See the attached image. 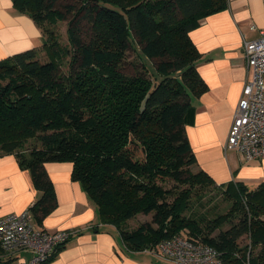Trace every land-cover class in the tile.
<instances>
[{
    "label": "trees",
    "instance_id": "obj_1",
    "mask_svg": "<svg viewBox=\"0 0 264 264\" xmlns=\"http://www.w3.org/2000/svg\"><path fill=\"white\" fill-rule=\"evenodd\" d=\"M11 2L40 28L47 57L39 60L31 48L0 59V154H14L30 171L40 192L28 207L34 222L57 204L44 163L69 161L71 179L94 202L98 222L114 225L129 249L183 235L217 249L223 264H264V183L217 184L194 171L185 130L194 119L192 98L207 89L189 32L227 0ZM61 20L65 43L53 27ZM136 44L153 74L142 62L141 71L124 72ZM32 138L36 143L27 147ZM168 179L185 187L165 188ZM210 186L231 201L228 210L191 212L188 199ZM139 212L151 218L127 227ZM3 260L9 259L0 244Z\"/></svg>",
    "mask_w": 264,
    "mask_h": 264
},
{
    "label": "crops",
    "instance_id": "obj_2",
    "mask_svg": "<svg viewBox=\"0 0 264 264\" xmlns=\"http://www.w3.org/2000/svg\"><path fill=\"white\" fill-rule=\"evenodd\" d=\"M260 29H264V0H227L224 9L208 14L189 32L201 53L196 69L207 89L192 98L194 119L185 130L196 157L193 168L204 170L217 184L232 180L249 185L264 183V157L245 161L237 150L224 148L248 76L242 43L258 37ZM41 41L36 23L18 11L11 0H0V59L38 49ZM44 168L57 204L36 224L48 231L71 229L74 233L52 259L42 264H169L154 247L129 249L114 225L98 222L94 202L80 183L71 179V162L47 161ZM39 194L30 171L18 164L16 156L0 154V217L20 213ZM4 255L9 260L0 264H19L27 260L29 252Z\"/></svg>",
    "mask_w": 264,
    "mask_h": 264
},
{
    "label": "built area",
    "instance_id": "obj_3",
    "mask_svg": "<svg viewBox=\"0 0 264 264\" xmlns=\"http://www.w3.org/2000/svg\"><path fill=\"white\" fill-rule=\"evenodd\" d=\"M242 49L248 76L233 112L224 148L237 150L249 161L264 157V29L259 30L258 37L243 41ZM73 233L71 229L40 228L28 208L0 217V244L4 252H29L27 260L19 264H42ZM154 250L169 264H223L217 249L183 235L159 241Z\"/></svg>",
    "mask_w": 264,
    "mask_h": 264
},
{
    "label": "rangeland",
    "instance_id": "obj_4",
    "mask_svg": "<svg viewBox=\"0 0 264 264\" xmlns=\"http://www.w3.org/2000/svg\"><path fill=\"white\" fill-rule=\"evenodd\" d=\"M54 29L57 32V35L59 36L62 43L67 42V35H66V27L67 23L65 20L57 21L54 24ZM38 46V45H37ZM37 48V47H36ZM136 50H129L127 52V62L123 65L124 72L128 74L135 73L136 70L141 71V62L144 64L146 69L150 74L154 73V65L152 61L141 54L139 52V55L137 54V50L139 49V46L135 45ZM38 52V58L41 61H44L47 59L45 51L42 47H39L37 49ZM137 67V68H135ZM66 64L62 67V70H66ZM136 69V70H135ZM36 143L35 139H29L26 143L27 147H31ZM195 171V169H193ZM162 185L165 188H171L173 191H180L182 188L185 187V185L181 182H175L173 180H165L161 182ZM221 188L210 186L206 191L193 194L190 199H188L190 205H192L191 212L195 213H208L210 216H214L218 213L226 212L231 204V201L228 199H225L222 195ZM175 195V194H172ZM174 196H171L170 199L172 200ZM188 213V211H187ZM151 218L150 214H143V213H137L130 219L126 221V226L131 228L139 225L140 223H143L144 221H148ZM35 221V220H34ZM16 261V260H15ZM18 262V261H17Z\"/></svg>",
    "mask_w": 264,
    "mask_h": 264
}]
</instances>
